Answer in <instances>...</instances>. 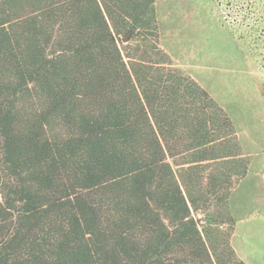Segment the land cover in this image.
<instances>
[{
	"label": "trees",
	"instance_id": "16d2710c",
	"mask_svg": "<svg viewBox=\"0 0 264 264\" xmlns=\"http://www.w3.org/2000/svg\"><path fill=\"white\" fill-rule=\"evenodd\" d=\"M247 170L155 0H0V264H246Z\"/></svg>",
	"mask_w": 264,
	"mask_h": 264
},
{
	"label": "rangeland",
	"instance_id": "374dc122",
	"mask_svg": "<svg viewBox=\"0 0 264 264\" xmlns=\"http://www.w3.org/2000/svg\"><path fill=\"white\" fill-rule=\"evenodd\" d=\"M155 10L159 45L173 66L233 121L248 170L224 213L235 220L239 258L264 264V0H155Z\"/></svg>",
	"mask_w": 264,
	"mask_h": 264
}]
</instances>
